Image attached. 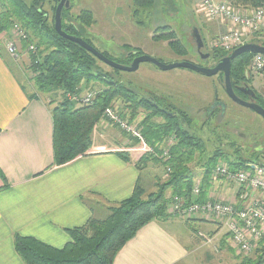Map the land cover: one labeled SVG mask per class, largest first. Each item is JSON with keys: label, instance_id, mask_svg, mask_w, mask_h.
Returning <instances> with one entry per match:
<instances>
[{"label": "crops", "instance_id": "1", "mask_svg": "<svg viewBox=\"0 0 264 264\" xmlns=\"http://www.w3.org/2000/svg\"><path fill=\"white\" fill-rule=\"evenodd\" d=\"M71 1L81 10L79 0ZM215 29V36L225 31L223 25ZM9 33L0 34V264H24L14 249L16 235L61 249L71 242L68 230L105 219L108 209L129 199L137 185L146 190L157 171L152 163L137 168V148L124 151V161L123 144L104 132L92 134L85 156L51 168V107L33 88H26L22 77L29 56ZM11 41L17 47L16 59L6 49ZM207 181L210 185L200 194L203 201L237 204L234 187ZM186 221L168 217L149 222L122 247L113 264H237L243 257L219 224L200 217ZM198 232L211 242L203 243Z\"/></svg>", "mask_w": 264, "mask_h": 264}, {"label": "trees", "instance_id": "2", "mask_svg": "<svg viewBox=\"0 0 264 264\" xmlns=\"http://www.w3.org/2000/svg\"><path fill=\"white\" fill-rule=\"evenodd\" d=\"M45 1L31 0L30 3H25L23 0H0V34L8 33L15 24H18L27 34V40L22 42V49L26 50L29 44L37 42L36 52L28 54L27 68L31 73L29 82L32 83L35 94L59 91L76 96L79 94L81 84L92 80L102 82L109 89H98L90 104H80L75 101L76 105L66 98L50 110L53 122V163L51 165L53 168L66 165L87 154L92 145L93 128L103 119L104 111L114 97L120 94L129 102L132 98H129L121 87L116 86L111 77L96 69L94 56L79 45L56 34L54 12L59 0H53L50 15L44 10ZM131 2L136 8H149L155 0H131ZM226 2L234 8H256L264 4V0H226ZM72 7V1L69 0V7L62 10V30L67 35L82 38L84 28L93 24V16L89 11H81L73 16ZM167 42H173V46L177 47L181 55L186 54L179 50V48L182 49L180 41ZM39 49L47 53L44 55L43 51L39 52ZM214 53L218 60L227 55L220 51H214ZM128 54H131L127 56L130 62L141 55L138 51ZM252 55L244 54L231 62L230 78L233 89L241 81L248 83L244 73ZM35 94L32 97H35ZM151 102H147L150 111L154 110L156 114H160L166 123L164 126L153 124L148 130H143L146 142L152 147L158 143L159 137L172 133L176 139L175 144L169 149V159L166 162L162 160L161 163L165 172L166 168L171 171L164 184V189L170 190L171 196L165 198L163 189L157 194H146L143 188L137 185L132 196L117 204L118 207L111 210L104 220H90L83 227L68 230L71 242L61 249L50 247L31 237L16 235L13 241L14 249L24 264H113L117 253L142 227L152 221L168 219L169 214L167 216L166 210L173 196L182 197L186 205L191 203L190 192L194 175L190 173L189 165L193 164L195 151H204L206 142L214 143L212 150L215 154L213 158L207 160L202 176L201 193L203 194L208 186V175L215 167L217 158L239 155L240 149L236 143L229 141L225 136L221 139L220 133H216L215 141L213 140L212 143L211 136H214L213 131H218L217 127H211L212 132L208 131L209 137L204 141L183 128L187 126L191 129L194 121L187 112L167 109L162 113L159 109L163 110L165 107L162 108ZM255 103L264 108V103L260 102L258 96ZM204 112L206 116L201 125L202 130L208 127L215 116L214 113L208 114L210 111ZM224 148L228 151L226 154L222 152ZM229 152L231 153L228 154ZM255 153L258 154V152ZM256 154L251 155V158L247 157V161L259 162ZM146 156L149 161H152L149 155ZM120 157L124 161L128 160L122 153ZM140 160L141 158L137 161V168L142 170L139 166ZM245 162L241 157H236L229 160L227 164L234 171L244 167ZM143 197L145 201L141 199ZM196 202L204 201L199 196ZM237 264H264V240L257 243L250 256H243Z\"/></svg>", "mask_w": 264, "mask_h": 264}, {"label": "rangeland", "instance_id": "3", "mask_svg": "<svg viewBox=\"0 0 264 264\" xmlns=\"http://www.w3.org/2000/svg\"><path fill=\"white\" fill-rule=\"evenodd\" d=\"M23 1L30 3L31 0ZM79 1L81 10L72 4L71 14L73 16L81 11H89L88 9H93L96 13L95 15L92 14L93 24L84 28L85 32H83L81 39L87 41L93 49L119 65H130L129 63L131 62L127 59V56L132 51H138L141 55L153 58L162 64L189 62L205 69L213 68L216 65L218 59L214 51L219 50L210 49L209 46L212 44L211 41L222 34L215 36V28L221 25V22L219 20L217 22L208 21L202 15L197 14L193 6L195 0H155L149 8H136L131 0ZM52 5L53 0H46L44 3V10L49 15L51 14L50 8ZM193 27L199 32L203 46H205L201 50L202 53L211 54L212 58L202 60L195 55L196 42L190 41L191 39L194 40L191 36ZM211 30L213 34L211 33L210 35ZM9 32L7 34H10ZM212 35H214V38H211L213 37ZM262 38L254 39V43L262 45V42H264ZM174 40L180 41L182 49L179 48V50L186 52V54L181 55L177 51V47L173 46V42H167ZM36 43L34 41L31 45L35 46ZM23 51L25 52V49ZM41 51L43 49H39V52ZM46 53L43 51L44 55ZM25 54L28 55L26 52ZM95 60L96 69L111 77L114 84L121 87L122 91L124 90L128 97L132 99L129 102L119 94L114 97V100L104 111L108 112L109 115H113L121 123V127L129 129L130 133L120 128L118 123L111 122V116H107L106 118L103 117L102 120L100 119L101 121L98 125L93 128L92 134L95 132L97 134L107 133L119 144H123L122 154L124 156L127 155L124 151H127L129 147L137 148L135 150L140 154L139 166L141 169H144L149 163L155 166L157 172L153 182L149 181L146 186L147 189H143L146 194H157L159 190L163 189L165 198L171 196V191L164 189L169 173L167 174L165 168L161 166L162 159L160 158L161 151L159 150H167L175 144L174 141L176 142L173 133L167 134L165 137H159L158 143H155L152 147L146 142V138L143 135L145 131L143 130H148L149 126L153 124L164 126L166 123L160 114H156L154 110L150 111L147 105L148 101H153L154 105H160L162 108L165 107L163 110L159 109L162 113L166 112L167 109L187 112L194 120L192 122V131L187 126H183V128L188 130L189 133L191 132L195 137L205 141L209 137L207 136L208 131L209 133L212 132L211 127H217L218 131H213L214 136H211L212 143L215 141L216 133H220L221 139L225 136L229 141H234L240 149L239 155L217 158L216 165L228 163L229 160H233L236 157H241L243 161H246L245 164L254 162H248L247 157L251 158V155L256 154L251 151L252 144L256 141H264V120L251 110L236 105L227 97L221 73L213 77H206L186 69L162 71L150 63L140 64L135 72H123L110 68L97 58ZM28 66L27 64L23 68L26 78L22 77L23 80L25 79L27 89L32 88V83L28 82L31 79V73L27 69ZM246 78L248 79V86L259 97L260 102L264 103V82L250 73ZM98 89L109 90L100 81L83 82L80 86L79 94L74 97L77 99L83 98L89 93H91L89 94L90 96H94ZM214 93L225 104V115H219L217 108H214L213 111H216L212 112L215 115L213 121L209 123L208 127L204 128L205 130H202L203 126L201 127V125L206 116L204 108L210 105L214 98ZM37 95L49 103V106L53 109L64 101L68 94L57 91L44 94L37 93ZM69 96L71 97L72 95ZM138 97H142V99ZM69 99L76 104V100L73 97ZM132 131L140 133L141 137L139 139L141 141L132 137ZM213 144L206 142L204 151H195L194 153L193 164L189 165L190 173L194 175L193 185L199 182L201 186L200 183L204 175L206 162L209 158H213L215 154L214 150H212ZM222 152L226 154L228 151L224 148ZM146 155H149L151 160H155V162L149 161ZM256 155L259 163L264 165V152ZM210 175L211 171L208 176ZM207 180H209V177ZM209 181L211 182V180ZM141 199L143 201L146 200L144 197ZM117 207H110L107 214H110V211ZM168 211L167 209V216ZM168 217L187 222L186 219H181L178 216L169 215ZM210 218L209 220H213L212 217ZM201 233L206 236L204 232Z\"/></svg>", "mask_w": 264, "mask_h": 264}, {"label": "built area", "instance_id": "4", "mask_svg": "<svg viewBox=\"0 0 264 264\" xmlns=\"http://www.w3.org/2000/svg\"><path fill=\"white\" fill-rule=\"evenodd\" d=\"M193 6L197 14L208 21L219 20L225 28L220 36L211 41L210 49L229 54L254 39L262 37L264 39V4L256 8H234L224 0H195ZM10 31L12 36L21 43L27 40V34L19 25H14ZM6 49L10 56L18 58L17 47L13 42L7 43ZM35 52V46L29 44L26 53L34 54ZM249 73L264 82V55L251 56L246 70L247 77ZM89 94L79 99L69 95L67 98L73 97L80 104H90L95 94L94 96ZM107 116H111L110 121L118 123L122 128L121 123L113 115L105 112L103 117ZM122 129L130 133L129 129L125 127ZM132 137L141 141L139 132L132 131ZM169 149L159 150L160 158L164 162L169 159ZM166 173L170 174L169 168H166ZM209 180L223 181L234 187L238 197L237 204L212 199L202 203L196 202L201 194V186L197 182L190 192L191 203L186 205L182 197L173 196L168 214L186 220L200 217L206 221H213L226 231L229 242L238 255H250L257 243L264 240V165L251 162L233 171L227 163L217 164L211 170ZM210 217L213 220H209ZM197 236L205 244L211 242V239L201 232H198Z\"/></svg>", "mask_w": 264, "mask_h": 264}, {"label": "water", "instance_id": "5", "mask_svg": "<svg viewBox=\"0 0 264 264\" xmlns=\"http://www.w3.org/2000/svg\"><path fill=\"white\" fill-rule=\"evenodd\" d=\"M68 7H69V0H59L57 6L55 8L54 30H55L56 34L59 37L65 39L69 42H72L74 44L79 45L85 51L90 53L92 56H94L100 62L104 63L105 65L109 66L110 68L117 70V71H123V72H135L138 69V66L140 64L150 63L162 71H170L173 69H186V70L198 73V74L206 76V77H213V76L221 73L223 75L224 91H225L226 95L229 97V99L233 103H235L236 105L251 110L252 112L257 114L258 116H260L264 120V109L261 106L257 105L256 103L244 101V100L240 99L239 97H237L236 94L234 93V89L232 87L231 78H230V66H231V62L234 59H236L237 57L242 56L244 54H261V55H264V46L258 45V44H252V43L245 44V45L239 47L238 49L232 51L231 53L227 54L225 57L217 60L216 65L210 69L201 68V67H198V66H196L192 63H189V62H178V63H174V64H162L161 62H159L153 58H150L148 56H145V55L135 57L129 66H123V65H119V64L109 60L105 56H103L102 54L97 52L95 49H93L89 44H87L85 41H83L81 38H77L75 36H70V35H67L65 32H63L62 26H61V13H62L63 9H67ZM191 36L196 41V51H197V53L200 54L201 59L205 60V59L210 58V54L201 53V50L203 49L204 44H203V41H202V38H201L199 32L197 31V29L195 27L192 28ZM130 55L131 54H129L128 56H130ZM238 90L241 93L249 96L250 98L255 97V93L253 92V90L246 85L238 88ZM216 107H220L222 113L225 110V104L223 102H219V103L213 104L208 109L207 112L212 111ZM262 148H264V142L261 144V149Z\"/></svg>", "mask_w": 264, "mask_h": 264}, {"label": "flooded vegetation", "instance_id": "6", "mask_svg": "<svg viewBox=\"0 0 264 264\" xmlns=\"http://www.w3.org/2000/svg\"><path fill=\"white\" fill-rule=\"evenodd\" d=\"M191 42H196L195 40H193V39H191L190 40ZM205 47V46H204ZM201 53H202V51H201ZM195 55L196 56H198L200 59H201V56H200V54L199 53H197V51L195 50ZM211 56V55H210ZM211 58H212V56H211ZM250 59H251V57H250ZM250 61V60H249ZM220 74V73H219ZM218 75V74H217ZM223 76V75H222ZM245 76V78L247 77L246 75H244ZM247 79V78H246ZM248 86V84L245 82V81H242L240 84H238V85H235V89H234V93L236 94V96L237 97H239L240 99H242V100H244V101H249V102H253V103H255L256 102V94H255V97L254 98H250L249 96H247V95H245V94H243V93H241L239 90H238V88H240V87H243V86ZM249 87V86H248ZM250 88V87H249ZM255 93V92H254ZM226 94V93H225ZM228 97V96H227ZM229 98V97H228ZM219 102H221L219 99H218V97H217V94L216 93H214V98L212 99V102L210 103V105L207 107V108H205L204 109V111H208V109L213 105V104H215V103H219ZM258 105V104H257ZM260 106V105H259ZM217 108V110L219 111V115H223L225 112H221V108L220 107H216ZM226 108V107H225ZM263 108V107H262ZM264 109V108H263ZM214 111H216V110H214ZM213 110L212 111H210V113H208V114H211L212 112H214ZM225 111V110H224ZM264 141H256L254 144H252L251 145V151L253 152V153H255V152H258V153H263L264 152V148H262L261 149V144L263 143Z\"/></svg>", "mask_w": 264, "mask_h": 264}]
</instances>
